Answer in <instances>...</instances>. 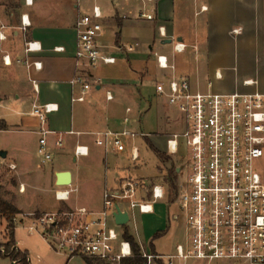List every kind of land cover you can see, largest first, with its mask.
<instances>
[{"label":"crops","instance_id":"obj_1","mask_svg":"<svg viewBox=\"0 0 264 264\" xmlns=\"http://www.w3.org/2000/svg\"><path fill=\"white\" fill-rule=\"evenodd\" d=\"M94 6H99L103 12V45L111 48L112 39L117 47L139 44L131 54L111 48L115 56L126 57L134 67L137 85L143 86L145 81L156 78L164 80L156 55H165L175 64L178 78L189 80L202 92L264 94V0H33L32 5L26 0H0V120L8 125V130L0 133L23 136L22 142L14 148L15 159L5 167L9 170L11 165L16 167L11 171L19 181V195L42 191L44 194L39 197L45 198L33 211L22 210L17 205L18 194L7 200L22 212L51 213L61 207L99 212L104 209L105 192H116L120 181L129 176L114 166L112 179L93 178L82 197H73L81 192V169L76 168V179L73 170V165L81 159L104 161L106 166L108 161L111 166L110 154L114 162L123 156L128 159L127 154L106 153L96 144L95 134L121 130L126 126V115L120 110L122 102L137 101L136 94L128 87H133L135 81L105 82L103 79L104 84L96 86L84 103L73 102L80 92L71 85L77 74L75 25L80 17L91 14ZM141 14L151 15L153 20L142 18ZM23 17L30 22L27 30L22 27ZM161 28L165 30V37L160 33ZM174 42L185 44L186 51L175 53ZM27 43H38L42 49L28 53ZM157 43L160 46L154 49ZM57 48L64 50L57 51ZM5 57H9V63H5ZM33 63H41L42 69L37 70ZM28 64L32 66L29 68ZM98 69L93 71L94 77H100ZM112 89L118 92V103L115 97L113 102L107 101L106 92ZM46 104L58 105L59 110L48 118L47 128L52 132L48 136V149L52 161L41 175L35 172L41 124L31 113L34 105ZM13 117L18 118L17 124L12 122ZM59 139L63 140L62 148L56 145ZM77 146L88 147L89 156L77 158ZM0 148L7 154L2 158L7 160L10 148L6 145ZM56 155L71 156L73 165L55 161ZM62 172L72 174L71 186L78 189L69 201L56 198L57 191L69 188L57 184V175ZM26 221L30 227L34 219ZM20 223H24V219ZM17 224L16 249L28 254L30 264H33L34 254L38 255L37 264H87L84 258L68 259L51 249L52 254L47 253L36 243L25 241L17 232ZM28 233L32 238L37 234L31 233L29 228ZM7 241L3 236L0 249ZM3 254L0 252V264H15Z\"/></svg>","mask_w":264,"mask_h":264},{"label":"built area","instance_id":"obj_2","mask_svg":"<svg viewBox=\"0 0 264 264\" xmlns=\"http://www.w3.org/2000/svg\"><path fill=\"white\" fill-rule=\"evenodd\" d=\"M81 2L84 0H76ZM151 1V0H148ZM28 5L33 0H26ZM142 18L153 20L151 15ZM103 12L94 6L91 14L80 17L75 25L77 74L72 87L80 92L73 98L75 103H84L96 86L104 84L93 71L101 66L116 65L118 60L110 47L101 42ZM22 27L27 30L30 22L23 17ZM163 37L164 28L160 29ZM139 44L117 47L118 52L131 54ZM38 43H27L26 52L41 51ZM187 46L176 42L174 52L184 53ZM57 51L64 50L57 48ZM164 80L155 84L156 94L166 104L182 115L184 130L168 136L166 151L176 156L185 151L183 167L176 168V199L180 205L176 220L185 227L184 242L176 253L160 255L148 253L140 247L146 264H186L197 261L204 264H264V179L259 171V161L264 158V94L233 93L219 94L202 92L187 79L175 74L176 66L165 55H156ZM9 57H5L7 62ZM32 65L28 64L30 68ZM40 70L41 63H33ZM248 84V82H247ZM108 102L115 100L111 91L106 92ZM59 110L58 105H34L32 115L41 124L38 155L43 164L52 161L48 149V118ZM131 108L126 110L125 125L132 120ZM169 123L172 121L169 120ZM96 135V144L106 153L127 154L129 160L140 159L138 138L148 134L128 130H107ZM125 139L130 143L126 144ZM63 147V140L56 143ZM77 158L89 156V148L77 146ZM11 170H16L11 165ZM142 183L130 175L124 177L116 192H105L104 209L90 212L85 208L69 212H54L34 217L31 233L39 234L55 253L68 259L89 258L106 264H122L134 257L131 242L116 228L113 216L119 205L129 213L130 222L135 210L142 214L154 212V204L166 198L163 186L156 185L140 202ZM77 188L69 186L56 192L59 201H69ZM17 222V219H16ZM129 222V223H130ZM114 226H113V225ZM123 228V227H120ZM1 253H5L3 248Z\"/></svg>","mask_w":264,"mask_h":264},{"label":"rangeland","instance_id":"obj_3","mask_svg":"<svg viewBox=\"0 0 264 264\" xmlns=\"http://www.w3.org/2000/svg\"><path fill=\"white\" fill-rule=\"evenodd\" d=\"M9 1V0H7ZM111 48H117L115 41L109 42ZM175 43V42H174ZM242 43L238 45L240 50L242 49ZM160 46L159 43L156 44L154 49ZM109 52H114L113 49H109ZM118 60L117 65L114 66H101L97 70L100 74L99 76L105 80V82H112L114 80H124L127 82H134L132 86H128L130 91L136 94L137 101L135 102H122L121 113L126 115L127 108H131L133 113L130 114L132 120L130 125H126L121 128H127L128 130H135L137 132H143L148 134L147 138H138L136 145L139 147L140 159L137 162H133L127 159V156L119 157L116 162L112 161V154L109 155L111 166L109 161L107 166L104 161L95 162L93 158L88 160L81 159L77 165H73V158L71 156H55V161H59L68 166L73 167L76 179V168L81 169L82 175V187L81 192L74 194L73 197H82L88 182L93 178H101L102 181L107 179H112L115 175L114 166L119 167L122 171H126L134 179L140 180L142 183L141 195L139 197L140 202L146 201L148 194L152 192V189L156 185L163 186L166 191V198L159 200L154 204V212L150 214H142L139 210H135L132 215L131 222L127 225L129 233L135 238L138 245L144 248L148 253H153L154 248L156 252L160 255H170L174 252L176 253V248L184 242L185 237V227L182 221L176 220V216L179 215L180 205L177 203L176 192L173 191V186L171 185L170 174L174 171L176 174L177 167H183L186 161L185 151L181 149L178 155L168 156L166 151V140L169 135L175 133H181L184 130V124L182 122V115L174 111L169 107L164 99H160L156 94L155 81H160L159 78L154 80L145 81L143 86L138 84V76L135 73L134 67L128 63L126 57L122 58L120 55H116ZM130 84V83H129ZM116 102H119L118 92L115 89L111 90ZM120 105V106H121ZM2 111H0L1 113ZM8 113V112H3ZM12 122H18V118H11ZM169 120L172 123H169ZM23 136L20 134H12L7 132L0 133V146L6 145L10 148V157L5 160L0 157V196L4 200L12 199L18 194V206L25 211H33L34 208L39 204L42 199L39 196H43L44 192H29L26 195H19L21 187L18 184V179L11 170L5 167L10 161H13L16 145L22 142ZM126 144L130 142L125 139ZM29 142V141H28ZM152 146L157 150L155 151ZM3 149L0 148V152ZM5 151V150H4ZM163 156L164 158H162ZM15 159V158H14ZM37 163L35 172L36 174L44 175L43 172L47 171L50 167L49 163L43 165L42 158L36 156ZM54 160V158H53ZM108 168L110 171L108 172ZM258 168L264 179V158L259 161ZM177 176V175H176ZM178 178V177H177ZM178 182V180H177ZM176 183V182H175ZM76 186V182H75ZM177 186V183H176ZM42 186L41 189H43ZM52 203L55 199H52ZM86 204V203H84ZM57 211L69 212L73 209L67 207H61ZM55 211V212H57ZM54 213V212H51ZM49 213H25L17 218V232L21 238L25 241L31 243H36L40 249L45 250L47 253L52 252L49 250L48 244L39 236L35 234L34 237H30L28 234V228L30 223L26 220L34 217L31 215L43 216ZM24 219V223H20ZM26 219V220H25ZM113 225V224H112ZM114 226V225H113ZM120 234L125 232L123 228H116ZM161 233V237L156 239V235ZM3 236H5V221L0 218V241H3ZM19 247V246H18ZM33 259V264H37L38 255L34 254L31 257ZM97 264H106L100 261H96ZM80 264H82L80 262ZM184 264V263H183ZM186 264H204L197 261H189Z\"/></svg>","mask_w":264,"mask_h":264},{"label":"trees","instance_id":"obj_4","mask_svg":"<svg viewBox=\"0 0 264 264\" xmlns=\"http://www.w3.org/2000/svg\"><path fill=\"white\" fill-rule=\"evenodd\" d=\"M8 125L4 120H0V131H7ZM155 150V148L152 146ZM157 151V150H155ZM158 152V151H157ZM158 154H160L158 152ZM164 158L163 156H161ZM171 185L173 186V191H177V176L174 171L170 174ZM176 182V183H175ZM19 215H22V211L18 209L14 204L4 200L0 196V217L5 221V238L8 239L2 248L5 250L3 254L4 257L11 259L15 264H30L27 253H22L16 249L15 241V229H16V219ZM125 229L124 238L131 242L134 251V257L130 259H125L122 264H146V260L142 258L141 250L137 244L135 238L129 233L127 226L123 227ZM161 237V233L156 235V239ZM155 253V248L153 249ZM87 264H97V260H92L89 258H84Z\"/></svg>","mask_w":264,"mask_h":264},{"label":"water","instance_id":"obj_5","mask_svg":"<svg viewBox=\"0 0 264 264\" xmlns=\"http://www.w3.org/2000/svg\"><path fill=\"white\" fill-rule=\"evenodd\" d=\"M171 43V41H168ZM0 156L5 158L7 154L1 152ZM72 174L70 172H62L57 175V184L62 187H69L72 185ZM115 218V223L119 227H125L130 222L129 213L126 209L121 208L119 205L115 207V212L113 214Z\"/></svg>","mask_w":264,"mask_h":264}]
</instances>
